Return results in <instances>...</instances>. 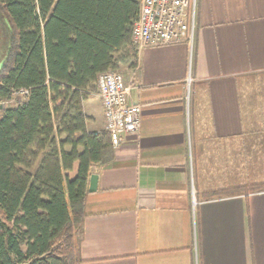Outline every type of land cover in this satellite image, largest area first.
<instances>
[{
  "label": "crops",
  "instance_id": "0c3cea01",
  "mask_svg": "<svg viewBox=\"0 0 264 264\" xmlns=\"http://www.w3.org/2000/svg\"><path fill=\"white\" fill-rule=\"evenodd\" d=\"M134 60L141 125L92 167L77 264H264V0H196L192 44Z\"/></svg>",
  "mask_w": 264,
  "mask_h": 264
},
{
  "label": "trees",
  "instance_id": "16d2710c",
  "mask_svg": "<svg viewBox=\"0 0 264 264\" xmlns=\"http://www.w3.org/2000/svg\"><path fill=\"white\" fill-rule=\"evenodd\" d=\"M140 1L0 0V264L79 261L92 167L114 157L83 102L101 72L135 65ZM20 88L29 95L9 103Z\"/></svg>",
  "mask_w": 264,
  "mask_h": 264
},
{
  "label": "built area",
  "instance_id": "2783aa9c",
  "mask_svg": "<svg viewBox=\"0 0 264 264\" xmlns=\"http://www.w3.org/2000/svg\"><path fill=\"white\" fill-rule=\"evenodd\" d=\"M195 8L196 0H141L131 29L132 43L138 50L180 41L192 44ZM96 85L103 106L104 129L116 148L123 136L137 133L141 125V107L130 101L134 82L111 68L98 75ZM28 95L29 89L20 88L12 93L10 101L16 103Z\"/></svg>",
  "mask_w": 264,
  "mask_h": 264
},
{
  "label": "rangeland",
  "instance_id": "374dc122",
  "mask_svg": "<svg viewBox=\"0 0 264 264\" xmlns=\"http://www.w3.org/2000/svg\"><path fill=\"white\" fill-rule=\"evenodd\" d=\"M4 39L3 38H1L0 39V68H1V65H2V61H3V59H4V57L6 56V54H7V50H3L4 48H3V46H2V41H3ZM117 69L119 70V71H121L122 73H123V75H125V67H124V65H122V64H120L118 67H117ZM98 94V89H96V92L95 93H93V94H91L90 96H92V97H94L95 98V95H97ZM9 103H13V102H11V101H9Z\"/></svg>",
  "mask_w": 264,
  "mask_h": 264
},
{
  "label": "water",
  "instance_id": "95a60500",
  "mask_svg": "<svg viewBox=\"0 0 264 264\" xmlns=\"http://www.w3.org/2000/svg\"><path fill=\"white\" fill-rule=\"evenodd\" d=\"M97 179L98 176L97 174H91L89 178V186H88V191L92 192L95 191L97 188Z\"/></svg>",
  "mask_w": 264,
  "mask_h": 264
}]
</instances>
